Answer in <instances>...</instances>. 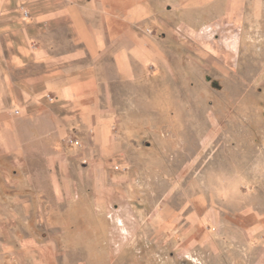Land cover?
<instances>
[{"label":"crops","instance_id":"1","mask_svg":"<svg viewBox=\"0 0 264 264\" xmlns=\"http://www.w3.org/2000/svg\"><path fill=\"white\" fill-rule=\"evenodd\" d=\"M179 1L186 18L205 9L218 26L242 25L246 14L253 57L264 60V3L247 10L242 0H0V264H130L115 259L126 228L113 227L123 219L110 212L115 183L106 177L123 145L107 101L113 84L136 81L162 60L158 32ZM212 30L209 60L220 50L208 40ZM198 220L187 218V252L204 249L205 264H264V228H217L214 211L205 230L194 228ZM162 221L159 230L178 217L171 211Z\"/></svg>","mask_w":264,"mask_h":264},{"label":"rangeland","instance_id":"2","mask_svg":"<svg viewBox=\"0 0 264 264\" xmlns=\"http://www.w3.org/2000/svg\"><path fill=\"white\" fill-rule=\"evenodd\" d=\"M242 2L250 10L264 0ZM170 3L158 32L162 60L136 81L113 84L107 101L123 145L104 174L115 183L110 212L123 219L113 227L126 228L115 259L130 264H205L204 249L187 252L191 215L199 230L212 211L217 228H264V60L253 57L251 25L245 14L242 25L222 19L218 26L205 9L186 18L183 1ZM206 25L220 49L214 60L204 51ZM237 36L242 44L234 48ZM171 211L177 224L159 230Z\"/></svg>","mask_w":264,"mask_h":264},{"label":"built area","instance_id":"3","mask_svg":"<svg viewBox=\"0 0 264 264\" xmlns=\"http://www.w3.org/2000/svg\"><path fill=\"white\" fill-rule=\"evenodd\" d=\"M26 15H28V13H26ZM50 99H51V100H53V98H52V97H50Z\"/></svg>","mask_w":264,"mask_h":264}]
</instances>
